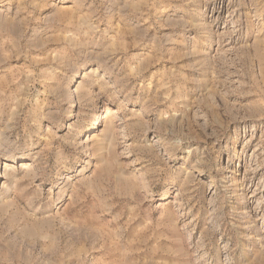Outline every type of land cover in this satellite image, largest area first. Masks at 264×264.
<instances>
[{"label":"rangeland","instance_id":"obj_1","mask_svg":"<svg viewBox=\"0 0 264 264\" xmlns=\"http://www.w3.org/2000/svg\"><path fill=\"white\" fill-rule=\"evenodd\" d=\"M0 264H264V0H0Z\"/></svg>","mask_w":264,"mask_h":264}]
</instances>
